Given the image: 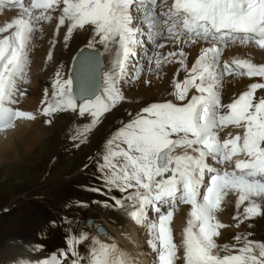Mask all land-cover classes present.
<instances>
[{
	"label": "snow or ice",
	"instance_id": "1",
	"mask_svg": "<svg viewBox=\"0 0 264 264\" xmlns=\"http://www.w3.org/2000/svg\"><path fill=\"white\" fill-rule=\"evenodd\" d=\"M5 7L20 9V15L0 26V34L8 33L0 35V131L14 128L19 120L35 119L10 105L18 103L17 93L25 95L18 84L27 83L35 33L43 32V24L50 23L57 11L55 31L66 26L65 41L75 30L91 27L94 39L89 46L98 37L112 53L102 90L95 84L94 59L83 56L75 79H62L57 70L52 102L41 110L45 116L77 108L81 116L89 113L92 119L81 137L124 99L118 84L129 58L143 44L141 37L146 36L156 49L165 47L161 40L179 45L178 51L163 56L154 51L148 61L157 69L175 62L185 71L182 81L175 76L172 80L170 95L179 103H151L113 133L98 166L101 178L109 190L127 193L122 200L113 198L115 206L147 228L156 264H179L181 259L183 264H264V242L248 239L250 233L234 237L239 247L220 246L215 239L226 227L216 218L225 197L235 194L237 209L248 202L244 219L260 215L256 199L264 200V96L256 97L264 83L250 84L226 105L220 92L225 76L264 78V64L248 59L220 62L230 45L254 43L264 49V0H29L28 5L24 0H0V10ZM201 41L209 46L202 47L188 67L184 47ZM193 89L195 93L189 95ZM228 126L242 132L221 140L219 132ZM180 205H189L190 210L177 245L171 224ZM150 213L155 218L150 219ZM88 240L86 233L67 239L68 250L76 257L71 264L82 260L133 264L117 244L97 237L91 238L87 257H81L75 245ZM38 264H60V260L54 256Z\"/></svg>",
	"mask_w": 264,
	"mask_h": 264
},
{
	"label": "rangeland",
	"instance_id": "2",
	"mask_svg": "<svg viewBox=\"0 0 264 264\" xmlns=\"http://www.w3.org/2000/svg\"><path fill=\"white\" fill-rule=\"evenodd\" d=\"M24 3L28 5L29 0H24ZM19 15L20 9L5 7L0 10V26ZM57 15L58 11L53 13V18ZM55 28L50 33L45 23L43 32L35 33L29 51L27 83L21 81L18 84L19 91L25 95L21 97L17 93L15 98L18 103L10 105L32 113L35 119L27 133L22 138L13 140L4 150V157L0 160V264H38L39 261L54 256L60 260V264H71L76 257L68 250L67 239L71 236L78 237L81 233H86L89 240L75 245V250L81 257H87L91 238L96 234L95 227L87 228L83 223L86 216L105 225L106 234L99 236H109L105 238V242L117 244L132 261L137 260L134 257L135 250L142 253L139 261L134 260L133 264H141V259L144 264H156V253L148 244L150 236L147 228L136 224L127 215L126 209L115 206L113 198L122 200L127 193L114 188L109 190L101 178L98 166L102 163L105 142L113 133L149 104L173 100L170 94L157 97V100L155 97L157 91H166V86L171 87L168 90L171 92L172 78L180 75L184 79L185 71L175 62L162 64L157 69L154 63L150 65L148 61L154 51L163 56L170 51H178L180 46L161 40L165 47L156 49L146 36L141 37L143 44L137 47L138 54L129 58L125 75L118 84L124 99L105 113L86 136L81 137L80 132L92 119L89 113L81 116L77 108L75 111L67 110L45 116L41 110L52 102V84L57 70L61 72L62 79L71 78L70 68L80 47L95 49L100 55L101 90L103 74L110 64L107 57L111 52L106 49L102 53L103 46L97 41L89 46V41L93 38L86 32L88 27L75 30L67 41L64 40L66 26H62L58 33ZM201 44L209 46L204 42ZM201 44L199 42L184 47L188 61L193 52L196 53L194 58H197ZM237 47L241 45H230L223 51L221 65L224 61L231 64L233 59H248L251 62L254 59L258 64H264V56L258 52L245 58L242 57L243 54L237 53ZM50 51L52 58L49 60ZM194 58L190 60L189 66L195 61ZM177 69H180L178 74ZM37 72L39 76L33 77ZM244 77L246 76L237 77L233 74L223 78L220 87L222 103H229L234 96L248 90L252 83H264L262 77ZM194 93L193 89L189 95ZM262 96L264 89H258L256 97ZM41 101L46 102L42 104ZM46 120L50 123H45ZM236 131L241 133L242 129L228 126L219 135L229 138L228 133L235 135ZM224 139L221 137V140ZM210 163L213 167L217 166L215 161ZM97 188L100 189L99 192L93 191ZM236 199L235 194H229L216 214L217 220L226 225L219 230L221 234L215 238L216 243L220 246L228 244L239 247L234 237H243L249 233L251 235L248 239L264 242V200L256 199L261 205L260 215L244 219L243 209L248 202L245 201L237 209ZM189 210V205H180L174 212L171 228L177 245L181 243ZM151 218H155L154 213H150ZM131 229L135 230V234L131 235ZM108 231H111L109 235ZM116 234L121 236L120 240ZM179 255L182 257V249ZM81 264H86V260H82Z\"/></svg>",
	"mask_w": 264,
	"mask_h": 264
},
{
	"label": "bare ground",
	"instance_id": "3",
	"mask_svg": "<svg viewBox=\"0 0 264 264\" xmlns=\"http://www.w3.org/2000/svg\"><path fill=\"white\" fill-rule=\"evenodd\" d=\"M57 19L56 18H53V20L50 22V23H47V31H49L50 33L51 32H53V30H54V28H55V26H56V24H57ZM85 29H87V28H85ZM86 32H88V34L90 33L92 36H90V37H92L93 38V32H92V29H91V27H88V30H86ZM85 34H87V33H85ZM89 39V38H88ZM94 39V38H93ZM92 39V40H93ZM95 41H97L98 42V37H97V39L95 38ZM202 42V41H201ZM201 42H200V44H201ZM99 43V42H98ZM99 44H101V43H99ZM103 47H102V53L106 50V48H105V46L103 45V44H101ZM237 46H238V44H236ZM235 45V46H236ZM240 46V45H239ZM83 47V46H82ZM202 47H205V46H203L202 44L200 45V47L198 48V54H200V49L202 48ZM80 49V48H79ZM78 49V50H79ZM98 52V51H97ZM255 52H258V54L260 55H262V56H264V49H260L257 45H255L254 43H251V44H249V45H247V46H242L241 45V47H237V53L238 54H243V56L242 57H245V58H250V57H248V56H250V54H254ZM109 53V52H108ZM80 55V54H79ZM195 55H196V53L195 52H193L189 57H188V59H189V61L187 60V64H188V67H190L191 66V63H190V66H189V62H190V60L191 59H193L194 57H195ZM94 56V55H93ZM100 56V55H99ZM77 58V57H76ZM109 58V63L110 64H108L107 65V71L109 70V68H110V66H111V60H112V53H109V55H108V57H107V59ZM195 59V58H194ZM253 60V63H257L258 64V61H256V60H254V59H252ZM192 62V61H191ZM258 65H260V64H258ZM57 69H59L58 67H57ZM35 70V69H34ZM63 70V69H62ZM104 71V70H103ZM37 76H39V73L37 72L36 74H34L33 75V77H36L37 78ZM245 79H246V77H244ZM176 79L178 80V81H182L183 80V77H181L180 75L179 76H176ZM172 80H173V78H172ZM172 82V81H171ZM31 83H33L32 81H31ZM173 87V86H172ZM170 86H166V91H157V96L155 97L156 98V100H157V97H164L165 95H167V94H170V91H168V90H170ZM239 96V94H237L236 96H234L230 101H229V103H231L232 102V100L234 99V98H237ZM146 98V97H145ZM172 99L174 100V97H172ZM155 100V99H154ZM153 101V100H152ZM175 101V100H174ZM150 102V101H149ZM223 104H228V103H223ZM12 107V106H11ZM34 120H19V121H17L16 122V126L14 127V128H11V129H6V130H4V131H0V160H2V158L4 157V155H2L3 154V152H4V150L5 149H7L9 146H10V144H11V142L13 141V140H15V139H19V138H22L26 133H27V130H28V127L32 124V122H33ZM121 128V127H120ZM231 130V129H230ZM229 131V130H228ZM220 133V132H219ZM238 132L236 131V134H237ZM229 134V133H228ZM225 135V134H224ZM221 137L224 139V138H228V136H221V135H219V138L221 139ZM256 202H257V200H256ZM122 215V214H121ZM125 216V215H124ZM87 228H94L95 227V229H94V233L96 234V235H94L93 237H97L98 239H102L104 242H105V238H107V237H109V236H99V235H104V233L106 234V232H107V230L105 231V232H103V233H98L97 231H96V226L95 225H88V226H86ZM117 231V230H116ZM109 233H108V235L110 234V232L111 231H108ZM131 235H133V234H135V230H133V229H131ZM117 235V237H118V239L120 240L121 239V236L119 235V234H116ZM123 240V239H122ZM127 241H128V239H127ZM131 241V240H130ZM127 243H129V241L127 242ZM131 244V243H130ZM132 245H133V242H132ZM134 245H135V243H134ZM138 246V245H137ZM133 249V248H132ZM131 255V254H130ZM136 256V258H137V260H135V262H138L139 261V258L142 256V253L141 252H139V250H135L134 251V257ZM132 257V256H131ZM133 257V258H134ZM133 260V261H134ZM141 261V264H144V261L141 259L140 260ZM135 264H137V263H135Z\"/></svg>",
	"mask_w": 264,
	"mask_h": 264
},
{
	"label": "water",
	"instance_id": "4",
	"mask_svg": "<svg viewBox=\"0 0 264 264\" xmlns=\"http://www.w3.org/2000/svg\"><path fill=\"white\" fill-rule=\"evenodd\" d=\"M83 56H90L94 59V61H95V64H94L95 84H96L97 88H100V85H101V80H100L101 60L99 57V53L95 49H91V48L84 47V46L80 47V49L77 51V53L73 59L72 65H71L70 72H69L70 77L72 79H75V77L77 76V69L80 67V60ZM74 87H75V85H74ZM86 220H87L86 222L91 221V219H89V218H87ZM88 224H90V223H88ZM103 230H104V228L102 226H98L99 232H101Z\"/></svg>",
	"mask_w": 264,
	"mask_h": 264
}]
</instances>
